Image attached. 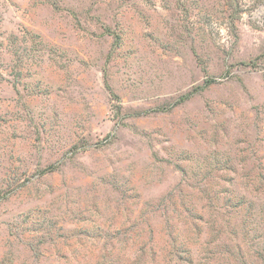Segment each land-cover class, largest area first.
I'll use <instances>...</instances> for the list:
<instances>
[{
  "label": "rangeland",
  "instance_id": "rangeland-1",
  "mask_svg": "<svg viewBox=\"0 0 264 264\" xmlns=\"http://www.w3.org/2000/svg\"><path fill=\"white\" fill-rule=\"evenodd\" d=\"M0 264H264V0H0Z\"/></svg>",
  "mask_w": 264,
  "mask_h": 264
},
{
  "label": "trees",
  "instance_id": "trees-1",
  "mask_svg": "<svg viewBox=\"0 0 264 264\" xmlns=\"http://www.w3.org/2000/svg\"><path fill=\"white\" fill-rule=\"evenodd\" d=\"M213 83V80H210V81H206V83L203 85V86H201V87H198V90H205L207 87H209L211 84ZM190 93L189 94H187V95H185V96H183V97H181V99L178 101V102H183L185 99H187V98H189L190 97ZM158 111H161V110H163V108H159V109H157ZM139 114H144V113H139ZM54 166H50V167H47L44 171L46 172V173H48V172H52V171H54Z\"/></svg>",
  "mask_w": 264,
  "mask_h": 264
}]
</instances>
